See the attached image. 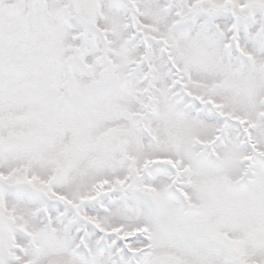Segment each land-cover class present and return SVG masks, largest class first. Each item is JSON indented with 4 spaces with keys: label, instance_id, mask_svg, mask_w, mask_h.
<instances>
[{
    "label": "snow or ice",
    "instance_id": "snow-or-ice-1",
    "mask_svg": "<svg viewBox=\"0 0 264 264\" xmlns=\"http://www.w3.org/2000/svg\"><path fill=\"white\" fill-rule=\"evenodd\" d=\"M0 264H264V0H0Z\"/></svg>",
    "mask_w": 264,
    "mask_h": 264
}]
</instances>
